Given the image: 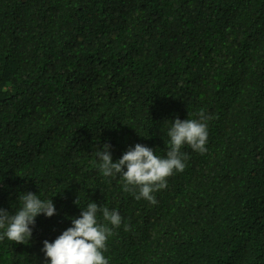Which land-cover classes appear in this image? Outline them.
<instances>
[{
    "label": "trees",
    "instance_id": "1",
    "mask_svg": "<svg viewBox=\"0 0 264 264\" xmlns=\"http://www.w3.org/2000/svg\"><path fill=\"white\" fill-rule=\"evenodd\" d=\"M200 110L207 151L181 149L155 204L96 167L104 144L165 157ZM22 193L56 214L0 264H47L90 202L122 218L109 264H264V0H0V208Z\"/></svg>",
    "mask_w": 264,
    "mask_h": 264
},
{
    "label": "clouds",
    "instance_id": "2",
    "mask_svg": "<svg viewBox=\"0 0 264 264\" xmlns=\"http://www.w3.org/2000/svg\"><path fill=\"white\" fill-rule=\"evenodd\" d=\"M198 116V119L181 121L177 118L171 122L165 157L157 155L152 148L136 144L113 162L110 145L104 144L95 153L99 160L96 167L104 177L118 176L123 191L132 194L136 200L155 204L154 193L167 187V178L185 169L188 157L181 149L187 145L200 154L207 151L208 121L213 117L204 110H200ZM18 201L19 207L14 214L0 208V241L7 238L16 244L28 243L35 218L40 215L50 218L56 214L52 199L41 200L36 194L22 193ZM121 222L117 210L90 202L81 208L79 218L71 219V227L54 241H43L44 259L47 264H109L104 255L107 241Z\"/></svg>",
    "mask_w": 264,
    "mask_h": 264
}]
</instances>
